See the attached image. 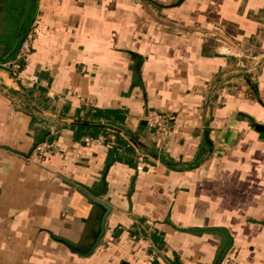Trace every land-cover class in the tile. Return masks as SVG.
<instances>
[{
  "label": "crops",
  "instance_id": "0c3cea01",
  "mask_svg": "<svg viewBox=\"0 0 264 264\" xmlns=\"http://www.w3.org/2000/svg\"><path fill=\"white\" fill-rule=\"evenodd\" d=\"M255 124L264 0H0V264H264Z\"/></svg>",
  "mask_w": 264,
  "mask_h": 264
},
{
  "label": "built area",
  "instance_id": "2783aa9c",
  "mask_svg": "<svg viewBox=\"0 0 264 264\" xmlns=\"http://www.w3.org/2000/svg\"><path fill=\"white\" fill-rule=\"evenodd\" d=\"M33 39V31L29 30L27 33H25L24 37L20 40L17 52L15 54V58L11 66L12 75L26 86H33L38 81L37 74L25 73L24 66H22L25 63L27 56L31 52ZM229 52L230 50H227V53ZM170 119V115L165 114L163 112L154 111L149 112L145 117L147 126L154 131L155 135H157V139L161 141L164 140L168 135L167 124ZM85 142L87 143L88 140L86 139ZM49 147V144H38L34 148V155L41 158L46 154L47 151H49ZM142 167L143 166L141 164H138L137 170L141 171ZM230 263H232V259L227 256H224L218 264Z\"/></svg>",
  "mask_w": 264,
  "mask_h": 264
},
{
  "label": "water",
  "instance_id": "95a60500",
  "mask_svg": "<svg viewBox=\"0 0 264 264\" xmlns=\"http://www.w3.org/2000/svg\"><path fill=\"white\" fill-rule=\"evenodd\" d=\"M145 124V122H144ZM255 129L258 132H261L264 134V126L263 125H258L255 124L254 125ZM95 204L101 205L103 208V211L99 217V222H98V227H97V232L95 233L92 242L90 243V245L88 246V248L86 250H79V249H75L74 251L77 252L79 255L82 256H88L89 254H91L94 249L99 245L100 240L105 232V221H106V217L108 215V213L110 212L111 208L110 206H108L106 203L101 202L99 200H94Z\"/></svg>",
  "mask_w": 264,
  "mask_h": 264
},
{
  "label": "trees",
  "instance_id": "16d2710c",
  "mask_svg": "<svg viewBox=\"0 0 264 264\" xmlns=\"http://www.w3.org/2000/svg\"><path fill=\"white\" fill-rule=\"evenodd\" d=\"M24 35H25V34H24ZM24 35L22 36V38L24 37ZM22 38H21V39H22Z\"/></svg>",
  "mask_w": 264,
  "mask_h": 264
}]
</instances>
